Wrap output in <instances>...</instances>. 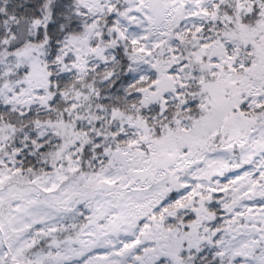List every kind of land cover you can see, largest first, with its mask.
Returning a JSON list of instances; mask_svg holds the SVG:
<instances>
[{
  "label": "snow or ice",
  "instance_id": "obj_1",
  "mask_svg": "<svg viewBox=\"0 0 264 264\" xmlns=\"http://www.w3.org/2000/svg\"><path fill=\"white\" fill-rule=\"evenodd\" d=\"M0 264H264V0H0Z\"/></svg>",
  "mask_w": 264,
  "mask_h": 264
}]
</instances>
